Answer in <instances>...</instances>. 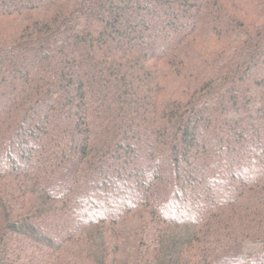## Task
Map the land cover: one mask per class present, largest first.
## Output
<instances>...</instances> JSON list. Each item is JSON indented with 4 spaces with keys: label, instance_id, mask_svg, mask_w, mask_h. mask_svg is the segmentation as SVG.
<instances>
[{
    "label": "trees",
    "instance_id": "16d2710c",
    "mask_svg": "<svg viewBox=\"0 0 264 264\" xmlns=\"http://www.w3.org/2000/svg\"><path fill=\"white\" fill-rule=\"evenodd\" d=\"M262 105L264 0H0V264H264Z\"/></svg>",
    "mask_w": 264,
    "mask_h": 264
},
{
    "label": "rangeland",
    "instance_id": "374dc122",
    "mask_svg": "<svg viewBox=\"0 0 264 264\" xmlns=\"http://www.w3.org/2000/svg\"><path fill=\"white\" fill-rule=\"evenodd\" d=\"M254 68H256V69H253L252 70V76H251V78L252 79H255V77L258 75V73H260L259 71V66H258V68L255 66ZM261 108H263L264 109V106L262 105L261 106ZM249 114V113H248ZM262 120H260V122H261ZM259 122V123H260ZM213 124V126H214V128H215V126H217V125H219V122L218 123H216V122H214V123H212ZM261 126V125H260ZM256 134H259L258 132L256 133ZM253 135H254V133H253ZM251 136H252V134L250 133V135L248 136L249 138H251ZM144 147H145V145H143ZM141 147H142V145H141ZM138 147H135L134 149H135V152L136 153H139L141 156H143L144 158H146V154L145 153H143V152H141V151H139L138 149H137ZM112 164V163H111ZM114 164V163H113ZM121 166V168H123V170L122 171H124V172H126L125 170H124V167H122V165H120ZM186 167H184V166H181V168L179 169V174H182V173H184V172H186ZM176 173H178V170L176 171Z\"/></svg>",
    "mask_w": 264,
    "mask_h": 264
}]
</instances>
